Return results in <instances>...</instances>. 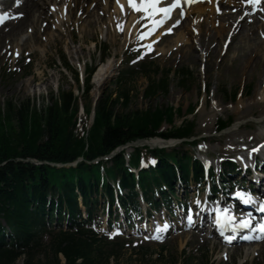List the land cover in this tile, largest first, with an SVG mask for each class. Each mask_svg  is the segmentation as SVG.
I'll return each mask as SVG.
<instances>
[{"label": "rangeland", "instance_id": "1", "mask_svg": "<svg viewBox=\"0 0 264 264\" xmlns=\"http://www.w3.org/2000/svg\"><path fill=\"white\" fill-rule=\"evenodd\" d=\"M91 2L88 3L90 7L87 6L86 9L91 8ZM90 10L95 13L96 17L98 15L101 19L105 17V12L102 8L98 9L97 5ZM217 11L219 10L217 9ZM88 12L86 11V13ZM110 13H112V9ZM20 14L24 15L23 11ZM129 17L127 15L122 24H109L107 18L101 20L100 24H96L88 19H82L84 22L81 23V14H79L78 23L75 20H69L68 24L61 26V29L50 24V17L40 18L37 31L32 29L25 22L26 18L23 17L16 23H10L8 27L2 28L0 36H4L0 42V107L6 108L8 103L19 105L30 102L39 112H44L53 105V101L61 93L72 92L79 98L82 110L89 104V98L83 96V92L80 91L82 86L76 82L73 71H78L80 78L83 79L86 69L96 67L97 70L101 64L110 60L116 64L117 68L113 75L97 88V96H95L96 89L92 78L93 88L90 101H94V97L102 98L111 91L116 92L113 95L115 98L118 95L117 91H120L117 81L122 79L124 71L129 67L134 69V73L126 78V82L124 80L121 82L122 87L130 91L129 110L142 111L157 107H180L183 115L175 118L174 125H180L186 118L195 121V132L200 146L191 149V152L201 161H204V154L210 155L209 160L214 165L216 175L219 176L222 170L221 163L224 161L222 157H229L234 151L243 152L242 150L238 151L240 145L235 147L240 137L256 135L258 130L264 127V102L258 101L260 92L264 90V76L262 75L264 69L261 64H257L258 69L255 68V70L252 68L255 65L244 69L241 66V61L236 60L243 56V53L252 52L259 40L248 45L240 37L232 38L229 34L231 39H228V34L226 37L223 35L224 38L221 35L212 36V32L208 35L205 34L206 36L199 42V37H196V35L198 36L197 30L189 29L186 33L190 34V41L182 42L183 45L178 49L179 42L176 44V41H178V36L185 32L183 26L169 37L158 40L156 34L146 41L143 36L147 27L144 28L145 26L142 25L152 24L148 22L136 29V24L133 22L128 28L129 32L125 31L119 35L121 31H124V27L128 26ZM111 18L115 21L120 20L119 16L115 15H112ZM251 19L248 17V21ZM261 19L259 20L261 21ZM188 20L189 22H187ZM188 20H185L187 27L192 24L191 20ZM219 21L216 20L213 23L209 20L208 22L212 24L206 22L207 25L203 26L204 30L210 27L214 30L218 29L217 22ZM85 22L86 24H84ZM17 27L20 29L13 32ZM173 27L174 24L169 29L172 31ZM248 27L249 24H246L244 30ZM169 29L166 32H171ZM156 41L154 47L149 46L150 43ZM9 42L10 44H8ZM17 44H22V47L15 54L13 48ZM80 45L84 50L83 53L77 54L76 50ZM263 46L260 50L263 49ZM131 47L143 51L141 60L134 63L128 62V49ZM100 49L109 50V56L105 60H102ZM168 50L172 51L167 53ZM63 57L68 62L70 69L63 67ZM242 63L244 65V62ZM157 67H159V72L155 73ZM182 68H187L192 72L193 80L189 89L181 86L178 82L176 71ZM167 70L172 71L168 94H157L153 98H148L145 94L148 86L152 82H158L163 77V72ZM206 85L210 87L207 93L202 89ZM221 92H226L227 97L223 96ZM234 94L236 98H233ZM189 106H195L194 113L186 112ZM116 110L118 113L122 112V108L119 106ZM80 116L84 120L82 111ZM217 118H232L234 124L223 133L216 134L214 123ZM169 128V125L164 123L161 129ZM174 144L175 142L168 147ZM176 192V199L179 200L178 205L174 204L172 211L162 209L155 213L159 220L153 224L160 225V221L165 220L166 227H172L169 236L161 242L145 243L137 234L139 227L132 229L127 226L126 216L122 210L114 208L111 214L108 206L105 209L102 205V208H98L99 230L113 236L121 235L127 241L123 245L118 259L111 264H264V243L261 244L262 246L251 245L235 250L225 249V246L214 244L208 235L201 234L199 232L201 226L196 230L182 232L184 222L182 209H180L181 202H187L190 205L201 204L206 196L205 194H196L194 187L185 191L183 185L179 184L176 186ZM184 198H187V201H184ZM99 200L103 203V199ZM110 215L112 218H115L116 215L120 216L119 223L114 226L118 227L119 225L120 229L108 230L107 221ZM137 221L134 219V226H137ZM253 248H257V250L252 252ZM225 253H228L227 257H225ZM16 264H22V260Z\"/></svg>", "mask_w": 264, "mask_h": 264}, {"label": "trees", "instance_id": "2", "mask_svg": "<svg viewBox=\"0 0 264 264\" xmlns=\"http://www.w3.org/2000/svg\"><path fill=\"white\" fill-rule=\"evenodd\" d=\"M65 64L68 66L66 60ZM94 71L89 69L84 80V96L89 98V104L84 109L83 123L79 120V98L72 92L61 93L44 112L30 102L0 107V264H15L22 257L23 264H110L118 259L125 242L119 238L109 240L94 227L97 198L105 196L113 203L112 184L127 188L128 194L120 197L124 208L140 213L137 186L157 207L160 202L153 194L156 187L165 200L169 198L166 189L174 195L177 182L200 183L204 179L201 164L184 151L195 136V123L185 119L181 125H174L176 116L182 114L180 108L129 110L130 91L121 82L133 74L131 69L117 81V97L113 98L111 91L98 100L88 129ZM177 77L186 87L193 75L183 68ZM169 86L170 75L165 71L145 94L148 98L166 95ZM223 95L227 97L226 92ZM118 106L121 113L116 110ZM232 122L219 119L218 130L229 128ZM164 123L170 128L161 130ZM157 137L181 140V147L171 151L136 148L129 164L125 151L103 159L119 147ZM150 158L157 160L156 167L141 168V161ZM99 159L102 160L95 163ZM74 163L77 165L69 166ZM131 167H139V174H134Z\"/></svg>", "mask_w": 264, "mask_h": 264}, {"label": "bare ground", "instance_id": "3", "mask_svg": "<svg viewBox=\"0 0 264 264\" xmlns=\"http://www.w3.org/2000/svg\"><path fill=\"white\" fill-rule=\"evenodd\" d=\"M15 1L18 2L16 6V9L18 10V12L21 13V11H23L24 13V15L21 16V18L23 17L26 18L25 22L28 23L31 26V28L34 29L35 31L38 30L37 27H38V22L40 18L50 17L51 18L49 20L50 24L55 25V28L61 29V26H65L66 23L68 24L69 20H72V21L75 20V22L78 23L79 14H81V23L84 22V20L82 19H86V20L88 19L90 21H93L96 24H100L101 20H103L104 18H107L108 23L114 24V25L118 23L122 24L127 18V15H129L130 16L129 20L127 19L129 21V24L128 26L124 27V31H121L119 35H122V33L123 32L125 33V31L129 32L128 28H130L133 22H135L136 24L135 25V29H136L141 26V23L144 20L146 21L151 20L153 22L164 20L163 14H156L155 16L147 18L144 13L136 11L132 7H130L128 0H114V1L113 0H13V3ZM89 2H91L90 9L96 7V5L98 9L102 8V10L105 12V17L103 19L99 18V15L96 17L95 13L89 8L86 9L87 6L90 7V5L88 4ZM136 2H138V0H136ZM178 4H179V0H178ZM184 4L186 5L185 9L187 11V16L185 19H182L180 21L181 23L179 26L180 27L183 26L182 28H185V32H183L181 36H178V39H177L178 41H176V44L179 42V45L178 46L176 45L178 49H180V47L183 45L182 42L188 43V41H190V36H189L190 34L186 33V31H188L189 29L197 30L196 33L198 34V36L196 35V37H199L198 38L199 42L202 41L204 36L212 32H213L212 36L221 35L222 37L224 35L226 37V34L228 35L231 34L232 38L240 37L243 39V42L248 45H251V43L259 40V42L256 43L254 47L255 49L252 50V52H245L242 54L243 56H240L239 59H236V60H238L239 62L241 61V66L244 69L255 65V67H252L253 70H255V68H257L258 66L257 64H261L262 68L264 69V46H263V49L260 50L261 46L264 45V36H263L264 35V8L261 9L260 7H258L256 8V10L251 12L249 9L253 10L254 6L247 4L246 0H204L203 2L196 3V4L193 3V0H184ZM158 7H162V4L161 3L158 4ZM20 8H21V11H20ZM85 9L87 12L88 11L89 12L86 13ZM111 9H112V13H110ZM217 9L221 11L220 12L221 14L218 13L219 11H217ZM90 15L91 17H89ZM112 15H115L116 17L119 16L120 20L118 21L113 20L111 18ZM248 15H250V17L252 18L251 23H248V19H247ZM175 17H177V13ZM188 19L191 20L192 24H190L191 26L188 25L187 27L185 20H188ZM259 19H261V21ZM209 20L210 22H213V23H215L216 20H220L219 22H217V26H219V28L214 30V28L210 27V28H206L207 30H204L203 26L204 24L207 25L206 22H208ZM84 24H86V22ZM246 24H249V27L247 29L245 28L246 30H244V26ZM167 26L168 25L165 26L164 22L160 24L159 26H154V24H152L151 26H145L144 28L147 27V29L143 36V39L146 41H149L150 40L149 38L152 36H155L156 34L158 35L157 37L158 40L169 37L171 34L166 32L165 30ZM18 29L20 28L19 27L15 28L13 32L17 31ZM3 36L4 35L0 36V42L3 40L2 38ZM156 43L157 41L150 43L149 46L154 47ZM8 44H10V42ZM21 47H22V44H17L16 46H14L13 48L14 53L17 54L18 51L21 50ZM83 50H84L83 46L80 45L79 49L76 50V53L77 54L83 53ZM170 51L172 50H168L167 53H169ZM2 53L4 52L2 51ZM242 62H244V65ZM116 68H117L116 64L110 60L107 61L106 63L101 64L98 67L93 77V83L96 89L95 96L98 95L97 88H99L100 85H102L110 76L113 75ZM240 68L241 67H239V69ZM262 75L264 76V74ZM27 86H28V83H27ZM97 99L98 97H94L93 100L95 101ZM258 101L262 103L264 102V90L260 92ZM173 143L174 142L172 141L163 142L161 139H154V140L145 142L144 144L151 146V147H168L172 145ZM263 143H264V132L260 131L256 135L254 134L246 135V136L243 135V137H240V139L237 141V144L235 145V147H238L240 145L238 147V151L242 150L243 152H250L252 156L257 151H260L262 148H264V145H262ZM260 145H262V147H260ZM234 153H237V152L235 151L231 152V155ZM195 207H196L195 208L196 210L193 215L195 222L194 223L191 222V224L192 223L193 224L190 227V229H192L194 225L198 226L204 223V221L209 218L205 216V213L203 212L202 208L198 207V205H195ZM212 236L214 237V234H212ZM256 250L257 248H254L252 249V252Z\"/></svg>", "mask_w": 264, "mask_h": 264}, {"label": "snow or ice", "instance_id": "4", "mask_svg": "<svg viewBox=\"0 0 264 264\" xmlns=\"http://www.w3.org/2000/svg\"><path fill=\"white\" fill-rule=\"evenodd\" d=\"M128 2H129L130 7H132L136 11L144 13L146 15V17H152V16H155L156 14H163L164 18H168L171 10L178 6V0L176 3H172L168 7H158V4L161 3V0H138V2H136V0H128ZM261 2H262V0H246V3L250 4V5H258ZM20 15H22V14H20ZM2 22H3L2 19H0V23H2ZM162 23H163V20L154 21V26H159ZM169 31H171V30L169 29ZM237 195L243 199V194L237 193ZM243 202L249 203L250 199H244ZM262 210H264V209H262ZM225 211H228V210L226 209ZM217 223H219V220L217 221ZM243 226L248 227V223L243 222ZM260 231L264 232V225L260 226Z\"/></svg>", "mask_w": 264, "mask_h": 264}, {"label": "water", "instance_id": "5", "mask_svg": "<svg viewBox=\"0 0 264 264\" xmlns=\"http://www.w3.org/2000/svg\"><path fill=\"white\" fill-rule=\"evenodd\" d=\"M118 151H120V149Z\"/></svg>", "mask_w": 264, "mask_h": 264}]
</instances>
